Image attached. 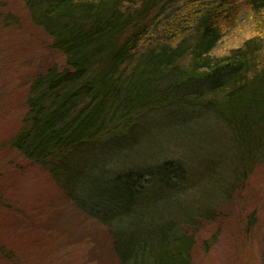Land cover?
Returning a JSON list of instances; mask_svg holds the SVG:
<instances>
[{"label":"rangeland","instance_id":"1","mask_svg":"<svg viewBox=\"0 0 264 264\" xmlns=\"http://www.w3.org/2000/svg\"><path fill=\"white\" fill-rule=\"evenodd\" d=\"M247 10L243 4L240 25L220 51L248 35L241 25ZM48 66L64 69L65 56L23 0H0V264H136L145 248L173 249L166 242L213 208L216 219L200 221L194 264H264V160L237 183L240 148L218 115L164 107L140 117L124 147L96 142L76 152L72 170L66 162L50 170L20 154L13 142L25 98ZM166 161L185 172L175 186L167 183ZM129 173L152 175L135 205L124 195Z\"/></svg>","mask_w":264,"mask_h":264},{"label":"trees","instance_id":"2","mask_svg":"<svg viewBox=\"0 0 264 264\" xmlns=\"http://www.w3.org/2000/svg\"><path fill=\"white\" fill-rule=\"evenodd\" d=\"M23 1L67 62L41 70L30 84L13 142L26 159L50 170L71 163L72 170L70 157L81 149L124 147L140 117L184 106L227 123L240 148L237 183L264 160V0ZM243 4L248 35L220 51L240 25ZM164 166L175 186L185 172L175 161ZM125 178L124 195L135 205L152 175ZM98 210L88 212L101 220ZM198 216L185 236L166 242L173 249L145 248L136 264H194L200 221L216 219L214 208Z\"/></svg>","mask_w":264,"mask_h":264}]
</instances>
